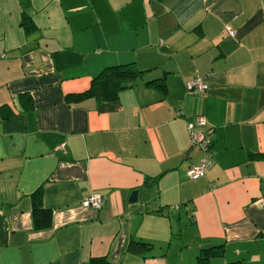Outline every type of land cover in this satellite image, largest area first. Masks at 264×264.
Segmentation results:
<instances>
[{
    "label": "crops",
    "instance_id": "crops-1",
    "mask_svg": "<svg viewBox=\"0 0 264 264\" xmlns=\"http://www.w3.org/2000/svg\"><path fill=\"white\" fill-rule=\"evenodd\" d=\"M131 62L116 100L82 95ZM196 115L215 163L191 179ZM213 247L205 264H264V0H0V264H201Z\"/></svg>",
    "mask_w": 264,
    "mask_h": 264
},
{
    "label": "trees",
    "instance_id": "trees-1",
    "mask_svg": "<svg viewBox=\"0 0 264 264\" xmlns=\"http://www.w3.org/2000/svg\"><path fill=\"white\" fill-rule=\"evenodd\" d=\"M21 25L27 35L33 34L37 31L32 16L27 12H24L22 15ZM141 73L142 71L132 62L107 66L92 78L89 90L82 95H96L103 100H116L119 97L120 92L127 86V83L136 79ZM152 83H155L157 86L159 84L158 81H153ZM31 197L33 203L34 227L38 230L50 227L52 223V211L45 208L43 205L42 186L32 193ZM134 243L136 242L132 240L131 244ZM216 249L218 250L219 248L213 247L204 250V253L199 257L200 263L205 264L209 257L219 255L220 253ZM90 264L112 263L105 257H96L91 259Z\"/></svg>",
    "mask_w": 264,
    "mask_h": 264
},
{
    "label": "built area",
    "instance_id": "built-area-1",
    "mask_svg": "<svg viewBox=\"0 0 264 264\" xmlns=\"http://www.w3.org/2000/svg\"><path fill=\"white\" fill-rule=\"evenodd\" d=\"M225 31L235 36L236 32L230 25L225 26ZM186 86L195 93H204L208 89V82L203 76H198L187 81ZM188 131L192 142L198 145L202 151V158L192 164L187 172L191 179L204 177L206 171L215 163V151L212 148L213 129L207 126V119L203 115H196L194 120L188 123ZM105 202V198L99 193H93L83 200L86 207L92 206L100 208ZM177 208V206L172 207Z\"/></svg>",
    "mask_w": 264,
    "mask_h": 264
},
{
    "label": "water",
    "instance_id": "water-1",
    "mask_svg": "<svg viewBox=\"0 0 264 264\" xmlns=\"http://www.w3.org/2000/svg\"><path fill=\"white\" fill-rule=\"evenodd\" d=\"M137 191H133L131 194H132V196H134V195H137V193H136ZM133 199H136V196L135 197H133Z\"/></svg>",
    "mask_w": 264,
    "mask_h": 264
},
{
    "label": "rangeland",
    "instance_id": "rangeland-1",
    "mask_svg": "<svg viewBox=\"0 0 264 264\" xmlns=\"http://www.w3.org/2000/svg\"><path fill=\"white\" fill-rule=\"evenodd\" d=\"M212 142H213V140H212ZM212 145H213V143H212ZM212 148H213V146H212ZM214 150V149H213Z\"/></svg>",
    "mask_w": 264,
    "mask_h": 264
}]
</instances>
